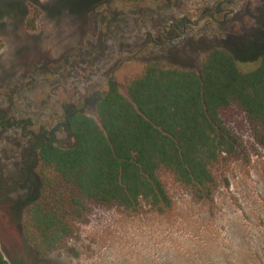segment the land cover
Here are the masks:
<instances>
[{"label": "rangeland", "instance_id": "1", "mask_svg": "<svg viewBox=\"0 0 264 264\" xmlns=\"http://www.w3.org/2000/svg\"><path fill=\"white\" fill-rule=\"evenodd\" d=\"M0 40V244L10 264H264V148L236 121L243 148L217 166L210 201L164 173L173 203L164 213L90 205L67 248L43 257L23 227L36 134L73 144L64 114L97 116V98L110 85L126 93L149 62L200 71L207 50L223 47L240 70L255 69L264 0H0Z\"/></svg>", "mask_w": 264, "mask_h": 264}, {"label": "trees", "instance_id": "2", "mask_svg": "<svg viewBox=\"0 0 264 264\" xmlns=\"http://www.w3.org/2000/svg\"><path fill=\"white\" fill-rule=\"evenodd\" d=\"M3 47L0 40V52ZM126 89L110 85L97 98V116L83 108L64 114L73 144H53L36 134V198L23 227L41 257L67 248L90 205L133 213L144 205L170 210L164 173L195 201L213 199L217 166L243 148L231 127L235 121L247 124L264 148V49L259 65L247 72L223 47L207 50L200 71L149 62ZM0 264H10L1 244Z\"/></svg>", "mask_w": 264, "mask_h": 264}, {"label": "flooded vegetation", "instance_id": "3", "mask_svg": "<svg viewBox=\"0 0 264 264\" xmlns=\"http://www.w3.org/2000/svg\"><path fill=\"white\" fill-rule=\"evenodd\" d=\"M1 113V112H0ZM5 115V114H4ZM5 117H6V115H5Z\"/></svg>", "mask_w": 264, "mask_h": 264}]
</instances>
